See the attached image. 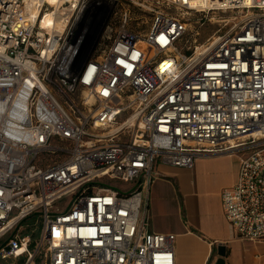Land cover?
Masks as SVG:
<instances>
[{
    "label": "built area",
    "instance_id": "built-area-1",
    "mask_svg": "<svg viewBox=\"0 0 264 264\" xmlns=\"http://www.w3.org/2000/svg\"><path fill=\"white\" fill-rule=\"evenodd\" d=\"M106 1L118 26L99 33ZM155 2L141 30L122 0H0L1 259L175 264L145 196L158 163L210 154L240 158L221 192L233 236L264 240V0ZM210 13L241 18L189 41ZM33 215L30 250L19 227Z\"/></svg>",
    "mask_w": 264,
    "mask_h": 264
},
{
    "label": "crops",
    "instance_id": "crops-1",
    "mask_svg": "<svg viewBox=\"0 0 264 264\" xmlns=\"http://www.w3.org/2000/svg\"><path fill=\"white\" fill-rule=\"evenodd\" d=\"M237 154L199 157L192 167L158 163L145 199L149 229L176 235L175 264H264V240L233 236L221 192L238 180Z\"/></svg>",
    "mask_w": 264,
    "mask_h": 264
},
{
    "label": "rangeland",
    "instance_id": "rangeland-1",
    "mask_svg": "<svg viewBox=\"0 0 264 264\" xmlns=\"http://www.w3.org/2000/svg\"><path fill=\"white\" fill-rule=\"evenodd\" d=\"M122 3L125 6H128L132 13V20L133 24L132 27L139 25L141 30H147L152 21L155 18V15L160 9H163L165 5H160L155 2V0H122ZM103 15L100 17L99 21L96 25V31L102 33V27L109 22L112 21L114 23L113 31L115 27L118 26V18L115 16V12L119 9L118 4H111L108 1L105 2L103 6ZM209 18H213V20H205L203 24H193L194 28L193 31L188 35L189 41L192 40L194 36L197 35V44L204 43L205 40L210 36L217 29H221V31L225 32L228 28H230L235 22H237L241 17L240 14L236 16H231V14H209ZM113 18V19H112ZM196 19V18H195ZM214 20H224L219 23L214 22ZM103 22V24H102ZM101 24V25H100ZM197 31V32H196ZM198 33V34H197ZM113 34V33H112ZM100 41V40H99ZM92 53V52H91ZM63 202L60 203L62 205ZM21 234L30 235V242L33 244L31 249L35 248V244L39 240V222L37 221V216H30L29 218L25 219L19 227ZM13 233V232H12ZM9 234V236L12 235ZM26 261V256H22L19 258H7L1 259L0 264H24ZM38 263V262H37Z\"/></svg>",
    "mask_w": 264,
    "mask_h": 264
},
{
    "label": "bare ground",
    "instance_id": "bare-ground-1",
    "mask_svg": "<svg viewBox=\"0 0 264 264\" xmlns=\"http://www.w3.org/2000/svg\"><path fill=\"white\" fill-rule=\"evenodd\" d=\"M33 1H35V0H33ZM47 1H48L50 4H59V3H60V0H47ZM52 18H53L52 13H51L50 11H48V12L44 15L41 24H42L43 26H49V25L51 24V22H52ZM215 22L219 23V22H221V20H216Z\"/></svg>",
    "mask_w": 264,
    "mask_h": 264
},
{
    "label": "trees",
    "instance_id": "trees-1",
    "mask_svg": "<svg viewBox=\"0 0 264 264\" xmlns=\"http://www.w3.org/2000/svg\"><path fill=\"white\" fill-rule=\"evenodd\" d=\"M31 248L33 247V244L31 243V246H30Z\"/></svg>",
    "mask_w": 264,
    "mask_h": 264
}]
</instances>
